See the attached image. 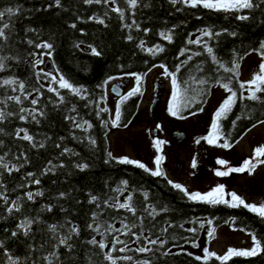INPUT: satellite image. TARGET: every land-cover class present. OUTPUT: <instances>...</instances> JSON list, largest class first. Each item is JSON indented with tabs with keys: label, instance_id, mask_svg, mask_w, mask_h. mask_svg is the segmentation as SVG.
Returning a JSON list of instances; mask_svg holds the SVG:
<instances>
[{
	"label": "trees",
	"instance_id": "16d2710c",
	"mask_svg": "<svg viewBox=\"0 0 264 264\" xmlns=\"http://www.w3.org/2000/svg\"><path fill=\"white\" fill-rule=\"evenodd\" d=\"M145 3L149 6L144 7ZM16 6L21 7L23 11L10 21L11 38L0 50V56L17 59L5 61L6 68L0 71V82L4 78H17L25 84V92H21L18 86H13L16 88L13 91V87L0 85V108L16 114L0 122L4 133H10H0V140L4 141L3 146H0V156H4L10 166L19 167L22 164L23 167L11 174L0 169V173H3L0 176L3 185L0 187V193L9 200V203L5 204L0 198V240L4 242V247L0 248V264H9L5 250L12 257L19 258V264H48L44 257L53 251L59 255V261L53 258L52 264H111L105 259L108 248L100 250L88 243L94 236L97 240L103 239L109 248L115 244V237L126 242L130 250L115 251L112 255H127L133 259H118L117 264H136L137 261L145 259L153 260V264H205L203 260L195 259L196 254L187 255L189 251L186 249L179 255L166 257L159 253H137L135 249L142 246L144 241L133 242L134 237L130 233L125 235V224L131 228V232L140 234L143 231L153 239L159 234L160 228L173 225L161 237L167 239L168 243L159 250L160 252L171 248L173 253H177L181 247L192 245L193 241L197 244L200 240L209 242L214 236L209 238L208 231H216L229 222L249 234L255 233L264 245V218H260L256 213L243 207L232 208L224 204L210 205L192 201L167 182L173 181L167 175L153 176L135 165L118 163L116 159L110 158L109 152L112 157L120 158L112 153L110 144V134L115 128L112 125L115 115L112 116L108 106L103 105L106 97L105 81L109 77L130 76L126 74L136 73L144 79L149 69L161 64L166 65L169 71H174L181 61L187 60L188 55H192V60L181 68L177 78L181 90L187 89L186 97L193 103L189 108H182L179 115L189 117L194 116L191 115L192 112L200 113L198 108L204 109L213 90L221 87L217 83L218 79L221 83H227L231 78L230 86L237 91L238 97L241 91L247 96L246 90L239 89L240 80L238 81L233 73H226L223 68H219L211 56L215 55L225 67H232L233 61H239L244 55L256 52L253 49H259L260 44L264 43V11L258 8L228 13L203 7L190 8L183 4L174 6L169 0H140L135 9L127 4V0H109L106 4L102 2L91 5L84 3V0H61V6H56L54 0H0V10ZM116 7L124 11L123 20L120 19L119 13L112 11ZM239 15H249L250 18L241 21L236 18ZM91 17L102 18L105 23L100 24L97 20L90 19ZM133 21L139 25L138 28L135 25L131 28L124 27ZM5 22H9L7 17ZM73 24L76 25L75 28L72 27ZM146 28L150 31L145 32ZM205 28L214 33L220 32L221 35L202 36V30ZM30 29L35 31H29ZM225 29L227 32L223 31ZM169 30L173 36L171 42L159 35L160 32ZM233 31L237 33L236 36L229 35ZM129 34L133 36L131 41L127 39ZM198 37L207 41L208 46L213 48L212 54L206 51L203 43H189V40ZM28 40L34 43L28 44ZM141 40L144 41L143 49L139 47ZM44 41L54 45L50 58L55 72L51 74L58 75L57 79L62 74L72 84L83 86L87 90L83 94L85 98L82 99L67 89H59V85L51 77L44 75L50 73L44 69V64L33 66L37 59L44 60L47 56L42 54L49 50L35 47ZM157 45L164 48V51L153 55L146 50L155 49ZM91 48H96L102 54L94 55ZM185 49L190 51H185L181 56L180 53ZM40 69H43V73L38 78L36 73ZM193 77L195 79H192ZM203 78L208 80L207 84L197 83ZM143 79L140 85L142 93ZM49 87L58 89L60 95L65 98L63 103H60L54 92L48 91ZM35 89H39V92ZM27 92L32 95L25 99ZM258 95L264 100V93ZM10 96H20L23 103L17 104L11 100L3 103L5 98ZM141 98L142 95L137 94L120 105L119 127H123L137 113ZM32 99H37L38 103L31 104ZM173 103L171 100L170 105ZM21 107L29 111L37 110L39 123L33 121L31 116L27 120H20L19 115H27L19 112ZM104 108L108 111H101ZM40 111L46 115L40 116ZM66 116L75 117V123L83 127H75L71 119H65ZM237 116L240 119L237 120ZM233 120L236 121L235 125L232 124ZM261 120H264V103L238 99L227 119L221 121V131L233 144L235 139L241 137L254 124H260ZM18 129H26L37 145L42 142L45 147L33 148L31 142L17 138L15 131ZM229 137H232L231 140ZM90 139L96 141L94 146ZM57 144L60 147H56ZM65 148L70 151L61 155ZM23 156H27L28 163L24 162ZM49 161L52 162L51 165ZM84 163L89 167L84 170L75 167L76 164ZM60 164H63V167H59ZM46 167H51L53 171L44 174ZM162 170L165 173L163 168ZM29 172L35 176L28 177ZM33 179H39L40 184L31 183ZM124 180L128 181L127 185L122 184ZM29 191L44 194L34 196V199L29 201L25 195ZM61 192L66 195L60 197ZM145 192L148 193L147 200L144 198ZM91 196H96L97 201L91 202ZM128 196L132 197L131 203L137 209L135 216L126 209L110 206L126 202ZM12 201L20 204V211L9 214L7 208L11 206ZM49 205L51 211L48 210ZM148 205L154 206L158 212L161 207H167L168 211L160 212V215L152 220L144 211ZM93 213L96 214L95 217ZM141 216L144 217L143 222L138 219ZM26 218L35 221L27 236L18 229V225ZM209 220L212 221L211 224L208 223ZM89 224H92L93 228H89ZM49 225H57V233L50 232ZM98 225L100 233L93 230ZM109 225H114L120 231L105 232ZM133 225L135 227H132ZM179 225H183V228ZM71 226L80 230L79 235L73 234L70 241L73 245L72 251L69 252L65 246L55 248L58 237L68 235ZM149 228H153L151 233ZM189 228H195L197 231L189 232ZM13 231H17L16 237L11 236ZM173 244L177 247H173ZM123 246L116 244L117 249ZM207 264H264V254L255 257H233L227 262L212 258Z\"/></svg>",
	"mask_w": 264,
	"mask_h": 264
},
{
	"label": "snow or ice",
	"instance_id": "6c2138e0",
	"mask_svg": "<svg viewBox=\"0 0 264 264\" xmlns=\"http://www.w3.org/2000/svg\"><path fill=\"white\" fill-rule=\"evenodd\" d=\"M108 3L109 0H84V3L86 4H101V3ZM114 2V0H113ZM169 2L172 5H177V4H183L186 5L190 8H198V7H203L204 9H209V10H215V11H223V12H228V13H236L239 12L242 9H249V10H253V9H261L262 11H264V8H262V6H264V0H169ZM54 3L56 6H61V0H54ZM140 3V0H127V4L135 9L138 4ZM52 5H49V7H51ZM144 7H148L149 5L147 3H145L143 5ZM180 10V9H177ZM23 9L19 6L16 7H5L2 10H0V50L3 49V47L5 46V43L7 41H9V39L11 38V25H10V21L12 20L13 17L18 16V14L22 13ZM112 11H115L117 13H119L120 15V19L123 20L124 18V11L119 8L116 7L114 9H112ZM7 17L9 22H5V18ZM237 19L241 20V21H245L248 20L250 17L249 15H239L236 17ZM90 19H94L97 20L98 23L100 24H104L105 21L102 18H98V17H91ZM133 25H135L137 28L139 27L138 24H136L135 21H133L132 24H126L124 25V27L126 28H131ZM73 28L76 27L75 24L72 25ZM29 31H35L34 29H30ZM145 32L150 31V29H144ZM224 32H227V29L223 30ZM159 35L161 37L164 38V40H167L169 42L172 41L173 36L171 33V30H169L168 32H160ZM221 35L220 32H213L211 29L205 28L202 30V36H207V37H214V36H219ZM229 35L231 36H236L237 33L236 32H231L229 33ZM127 39L129 41L133 40V36L132 35H128ZM28 44H33L34 42L32 40H28L27 41ZM189 43L191 44H204V47L206 48V51L209 54L213 53V48L208 46L207 41H202L201 38H197L195 40H189ZM36 48H41V49H47L49 51L43 53L42 55H47L49 57H51L52 55V51L54 48V45L50 42L44 41L41 42L39 44L35 45ZM77 47H79V45H77ZM139 47L140 48H144V41L141 40L139 43ZM148 52L152 53L153 55H156L158 52H163L164 48L160 47V46H156L155 49L154 48H147L146 49ZM185 51H190L188 49H185L184 51H182L180 53L181 56H183L185 54ZM253 51H256L259 53L260 58H261V63L259 64V71L254 73L252 78L248 81H240L239 83V89L240 90H246L248 92V95L245 96L243 91L240 92L239 97H238V93L236 90H234V88L231 85V78H229V82L227 83H221L220 80H217V83L220 84V86L225 89L228 93H230L224 100L223 102L220 104L219 108L216 110L215 112V117L216 119L213 121L212 123V132L208 135V136H204L201 137L200 139H198L196 141V143H200V140H205L207 141V143L209 144H214L217 145L219 147H223V148H230L232 147V144L228 141V139L226 138L225 134L222 133L221 131V121L224 119H227L228 114L230 112H232L234 106L237 103V100H251V101H261L262 103H264V100H262L261 95H258V93H264V43H261L259 46V49H253ZM91 52L96 55V56H100L102 53L100 51H98L96 48H91ZM30 55H35L33 53H30ZM195 55H200V53H195ZM212 60L216 62V64L219 65V68H223L224 71L226 73H233L234 75H239V68H240V64L237 61H233V66L232 67H225L224 64L220 63L219 60H217V57L215 55L211 56ZM9 59H17V57H8V56H0V71L5 70L6 68V63L5 61L9 60ZM192 60V55H188L187 56V60L181 61L180 64H178L175 68L174 71H169L168 67L166 65H158L159 67H161L164 72L163 74L166 77H169L171 79V83L173 85V94H172V100H173V104L170 105L169 107V112L172 116L174 117H178L180 119H185L186 117L179 115L180 111L182 108H189L192 106L193 101L188 100L186 97V91L187 89L181 90L180 87V82L178 81L177 78V74L181 71V68L183 66H185L187 64L188 61ZM44 60L41 59H37L34 62V67L43 64ZM157 65H154V67H156ZM151 69H149L150 71ZM43 73V69H40L39 72L36 73L37 77L39 78L40 74ZM45 76H49L51 77V79L53 81H55V83H57L59 85V89H67L70 91V93L76 95V96H80L82 99L85 98L84 97V93L87 92V90L83 87V86H76L74 84H72L68 79H66L62 74L59 76V78L57 79V77L53 76L51 73H44ZM126 75H132L135 76L136 78V87L132 88L126 95H122L120 96L119 99V104H117L116 106V110H115V117L112 120V125L113 127H119L120 126V120H121V111H120V105L123 104L126 100H128L130 97L135 96L137 94H141V81L143 79V76L136 74V73H127ZM146 75V74H145ZM115 79V77H109L108 80H112ZM192 79H195V77H193ZM108 80L105 81V84L108 83ZM185 83H187V81H185ZM197 83L204 85L208 83V80L206 78L203 79H199L197 81ZM0 85L2 86H9V87H13V86H18L19 90L21 92H25V84L22 81H19L17 78H4L2 80V82H0ZM247 86V87H246ZM16 88L13 87V91H15ZM35 91L39 92V89H35ZM48 91L50 92H54L58 97H59V101L60 103L64 102V96L60 95V92L58 91L57 88L54 87H49ZM113 91H118L117 89H113ZM210 91V89H209ZM42 94V93H41ZM32 93L31 92H27L25 95V99H27L28 96H31ZM15 101L17 104H22L23 101L21 100L20 96H10V97H6L5 101H3V103H6L7 101ZM180 101V102H177ZM38 103L37 99H32L31 100V104L36 105ZM36 111L35 109L29 111L28 109L25 108H20L19 112L20 113H27V115H19L18 118L20 120H27L29 118V116H31V119L33 121H35L36 123H39V120L37 119V115H36ZM72 111H75V108H72ZM101 111H108L107 108L101 109ZM198 111L203 112L204 109L203 107H199ZM195 112H192L191 115H195ZM16 115L13 112H8L3 108H0V122L5 121L6 119H8L9 117ZM40 116H44L46 115L44 112L40 111L39 112ZM65 119H71L74 123V126L79 128V127H83V125L79 124V123H75V117H68L66 116ZM236 119H240L239 116L236 117ZM85 123H87V121H85ZM236 121L233 120L232 124L235 125ZM259 123H264V120L259 121ZM105 126H107V123H105ZM127 125H125L126 127ZM89 127H91V125H89ZM157 127L159 128L160 126L157 125ZM253 127H255V124L253 125ZM21 132L24 133V135L21 136ZM0 133H4V129L0 128ZM5 135H10V133H4ZM15 136L21 140H25L28 142H31V146L33 148H36L37 146L39 148H44L45 144L44 143H39V145H37L34 142V137L32 135H29L27 133L26 129H18L15 131ZM222 137L224 138V142L220 143V140L222 139ZM90 143L94 146L96 144V141L94 139H90ZM167 143L164 140H161L159 138L155 139L153 142V146L159 151L161 149V146L163 144ZM4 141L0 140V146H3ZM56 147H60L59 144L56 145ZM70 150L65 148L63 149V151L61 152V155H63L66 152H69ZM23 155V154H22ZM108 156L112 159H116L118 163H122V164H128V165H135L140 169H143L146 172H149L151 175L153 176H165L166 174L163 172L161 165L162 162L164 160V157L162 155H157L155 157L154 163L156 165L155 169H150L147 165H145L144 163H142L139 160H133L130 159L128 157H120V158H115L112 157V154L109 152ZM262 157H264V146H259L254 150V154L252 157L246 159L243 162V165L240 167H228L226 170H215V175L219 176V177H225V176H229L232 173H243V172H248L249 174L254 173L256 170V167L258 165H264V159H261ZM19 159V157H18ZM24 162L28 163V159L27 156H23ZM220 165H227V161L221 159L217 161ZM49 165H51V161L48 162ZM192 168L195 169L197 167V162L195 159H193L192 161ZM23 167V165L21 164L19 167L16 165H9L8 162L5 161L4 156H0V169H3L4 171H6L7 173L11 174L13 171H19L20 168ZM59 167H63V164H60ZM75 167L79 168L80 170H84L86 168L89 167V165L87 163L84 164H76ZM53 171V169L51 167H46L43 170L44 174H47L48 172ZM3 173H0V176H2ZM28 177H34L35 174L34 173H27ZM170 185H172L175 189L180 190L188 199L192 200V201H197V202H203L206 204H210V205H219V204H224L227 205L229 207L232 208H240L243 207L245 209H248L249 211L256 213L260 218H264V203H260V204H256V203H249L246 202L245 199L241 196H239L236 192H227L225 185L220 184L217 185L216 187L212 188L210 191L206 192V193H201L198 191H189L188 188H186L184 185L180 184V183H175L171 180L167 181ZM31 183L34 184H40V180L39 179H33L31 181ZM123 185H127L128 181L124 180L122 181ZM2 181H0V187H2ZM23 186V185H22ZM117 191H122V189H117ZM44 193L43 192H37V193H33L31 191L27 192L25 195L27 197V199L29 201L34 199V196H42ZM66 194L64 192L59 193L60 197H64ZM230 197V198H229ZM0 198L3 199L5 204L9 203L8 197L4 196L2 193H0ZM144 198L145 200H147L148 198V193L145 192L144 193ZM97 197L96 196H91V202H95L97 201ZM132 197L128 196L126 198V202L123 203H117V204H112L110 205L111 207H115L118 209H126L129 212H131L134 216L137 213V209L132 205L131 203ZM107 203V201L105 202ZM48 210L51 211V205L48 206ZM13 211H20V204L17 203L16 201H12L11 202V206H9L7 208V212L9 214H12ZM144 211L148 214V216L152 219L155 220L156 217L158 215H160V212H167L168 208L167 207H161L160 211L158 212L156 210V208L152 205H148L145 207ZM93 216L95 217L96 214L93 213ZM138 219L141 220V222H143L144 217H138ZM33 223H35L34 220L32 219H25L24 221H22L19 225H18V229L23 231V234L25 236L29 235V233L32 230V225ZM209 224L212 223L211 220L208 221ZM89 228H93L92 224L88 225ZM125 229H127V231L124 233L125 235H128L129 233L134 237V241L133 242H138L143 240L144 243L142 246H139L135 249V251L137 253H153L154 255L156 253H159L161 256H169V255H179L182 252H185V250L181 247L180 252L177 253H173L171 248H167L165 251L160 252L159 250L161 248H164L165 245L168 243L167 239H162V235L163 233L168 232V228L169 227H173V225L169 224L168 227H162L159 230V234L156 235V238L153 239L151 238L150 235H145L143 231L140 232V234H137L135 232H131V228L128 225H124L123 226ZM132 227H135V225H133ZM179 227L183 228V225H179ZM201 227H203V224H201ZM154 228V226H153ZM153 228H149L148 231L149 233H151L153 231ZM94 231H96L97 233H100V226L98 225L96 228L93 229ZM49 231L52 232L53 234L57 233V225H49ZM79 228L76 226H71L69 228V234L63 237H58V244H56L54 247L58 248L60 246H65L69 252L72 251L73 249V245L70 243L73 234L74 235H79ZM120 229H117L114 227V225H109L107 228H105V232L107 233H112V232H119ZM187 231L189 232H193L195 233L197 231V229L195 228H189L187 229ZM214 231L215 229H211L208 231L207 235L209 238H212L214 236ZM17 231H13L11 233L12 237H16L17 236ZM101 235H103V233H101ZM251 238L253 241V246L250 249H237L234 247H230L228 248L227 252L224 255H218L215 252L210 251L207 247H205L203 249V256H195V259L200 261L203 260L205 262V264H207V261L215 258L218 261L221 262H227L230 261L233 257H255L261 254H264V245H262V241L261 239L257 238V235L255 233H251ZM173 239H175L173 237ZM89 244L94 245L96 247H98L100 250H104L106 248H108L109 250L105 253V259L110 261L111 264H117V260H126V261H131L133 258L131 256H122V257H114L112 255V252L115 251H119V252H125L130 250L126 244L125 241H122L119 239V237H115V244H112L111 247L109 248V245L106 244L104 242V240H97L95 238V236L88 241ZM193 243V247H199V244L195 243L194 241ZM116 244H122L124 245L123 247H120L117 249ZM159 246L158 248H154V247H150V246ZM4 247V242L2 240H0V248ZM173 247H177V245L173 244ZM5 254L8 255V260H9V264H19V258H14L12 257L10 254L7 253V250H5ZM187 255L191 256L192 253L191 252H187ZM53 258L56 261H59V255L57 254L56 251L50 252L48 254V256L44 257L45 260L48 261V264H52V260ZM136 264H153V260L151 259H145L143 261H137Z\"/></svg>",
	"mask_w": 264,
	"mask_h": 264
},
{
	"label": "rangeland",
	"instance_id": "374dc122",
	"mask_svg": "<svg viewBox=\"0 0 264 264\" xmlns=\"http://www.w3.org/2000/svg\"><path fill=\"white\" fill-rule=\"evenodd\" d=\"M50 58L44 57L45 61ZM261 58L258 52H251L243 57L242 77L243 81H248L253 74L259 71ZM161 67L150 70L143 79V93L139 109L130 122L123 127H115L110 134V144L112 153L117 157H128L139 160L151 169H155L154 163L157 155H162L164 160L161 167L166 175L174 182L182 183L189 191L206 193L217 185H225L227 192H236L249 203H264V165H258L254 173H232L229 176L219 177L215 175V170H226L228 167H240L243 162L252 157L254 150L259 146H264V123H260L244 133L237 142L230 148L219 147L209 144L205 140L198 139L208 136L212 132V124L209 119L199 115L189 116L185 119H177L169 112L172 100L173 88L171 79L163 74ZM58 77V75H55ZM116 82L124 81L125 92L132 89L136 84L135 76H125L116 78ZM110 82V83H109ZM163 82L165 87L161 96L159 120L151 117L150 106L155 98L157 84ZM111 81L106 84V94L112 93ZM247 87V86H246ZM114 94V93H113ZM227 97V91L223 88H215L211 94L208 106L212 112L219 108L220 104ZM116 99L108 97L103 105L108 106L113 116ZM170 124H175L177 132L187 134V139L174 142L176 157L172 155L166 143L158 151L153 142L159 138L166 141L169 137L166 130ZM157 125L160 127L158 128ZM154 130H157L156 133ZM182 139V137H181ZM223 140H220V143ZM179 162L177 163L176 158ZM193 159L197 162V167L192 168ZM227 161V165H220L218 160ZM261 159H264L262 157ZM179 163L182 165L179 166ZM230 198V197H229ZM199 247L192 245L183 246L187 251L203 256V249L207 247L210 251L218 255H224L228 248L250 249L253 246L251 235L244 230L235 227L231 222L220 226L214 237L209 242H198Z\"/></svg>",
	"mask_w": 264,
	"mask_h": 264
},
{
	"label": "flooded vegetation",
	"instance_id": "af4514ba",
	"mask_svg": "<svg viewBox=\"0 0 264 264\" xmlns=\"http://www.w3.org/2000/svg\"><path fill=\"white\" fill-rule=\"evenodd\" d=\"M245 56V55H244ZM239 64H240V68H239V75L237 76V75H234L233 74V76L239 81H243V77H242V62H243V58H240V60L239 61H237ZM120 77H125V76H119V77H115V79H112V80H109V81H111V83H112V85H111V88H110V90H111V97H113L114 99H116V103H115V105H114V107H115V110H116V106H117V104H119V99H120V96H116L115 94H113V88H118V89H121L122 90V92H123V94L122 95H126L129 91L127 90V92H125L126 90H125V86H124V81H119V82H116L115 80H116V78L118 79V78H120ZM110 83V82H109ZM157 86V85H156ZM134 87H136V84H135V86ZM133 87V88H134ZM217 88H222V87H217ZM165 90V89H164ZM109 95V96H110ZM121 95V96H122ZM229 95V93L227 92V96ZM108 94H106V97H105V101L108 99ZM104 101V102H105ZM161 101H162V99H161ZM161 101H160V104H159V106L161 105ZM210 101V100H209ZM115 110H114V114H113V116L115 115ZM208 110H210V108H209V106H208V104L205 106V108H204V111L203 112H200V113H197V114H195V115H199L200 117H205V118H207V119H209V121H211V124L213 123V121H214V118H215V112H216V110L217 109H215V110H213L212 112H207ZM133 118V117H132ZM131 121V119L128 121V122H130ZM212 126V125H211ZM253 128V127H252ZM250 130V129H249ZM157 131V130H156ZM166 132H167V134H168V138H167V140H166V146H168V144H170V146L171 147H168V150H169V152L172 154V155H175V157H176V149H175V146H174V142H178V139H177V137H176V133H177V130H176V127H175V124H170L169 125V127L167 128V130H166ZM182 133H184V132H182ZM233 137V136H232ZM231 137V138H232ZM231 138L229 137V140H231ZM239 138L240 137H238L237 139H235V142H237L238 140H239ZM187 139V134L185 133V140ZM221 140H223L222 142H224V138L222 137V139ZM234 142V143H235ZM233 143V144H234ZM232 144V145H233ZM176 161H177V163L179 162V159H178V157L176 158Z\"/></svg>",
	"mask_w": 264,
	"mask_h": 264
},
{
	"label": "water",
	"instance_id": "95a60500",
	"mask_svg": "<svg viewBox=\"0 0 264 264\" xmlns=\"http://www.w3.org/2000/svg\"><path fill=\"white\" fill-rule=\"evenodd\" d=\"M44 69L46 71L50 72V73L55 72V67H54V64H53V61H52L51 58H48L45 61ZM164 87H165V84L163 82L157 84V91H156V94H155V98H154V100H153V102H152V104L150 106L151 117L154 120H159L160 116H161L159 104H160V101H161V96L163 94ZM113 89H116V88H113ZM113 93L116 96H121L123 94L121 89H118V91H115V92L113 91ZM154 132L156 133V130H154ZM175 135H176V137L178 139V142H180V143L185 138V134L182 133V132H177ZM181 137H182V139H181ZM168 146H170V144H168ZM179 166L181 167L182 165L179 163Z\"/></svg>",
	"mask_w": 264,
	"mask_h": 264
}]
</instances>
